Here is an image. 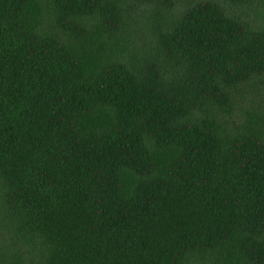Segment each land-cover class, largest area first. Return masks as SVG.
Returning <instances> with one entry per match:
<instances>
[{"label":"trees","instance_id":"1","mask_svg":"<svg viewBox=\"0 0 264 264\" xmlns=\"http://www.w3.org/2000/svg\"><path fill=\"white\" fill-rule=\"evenodd\" d=\"M259 18L0 0V264H264Z\"/></svg>","mask_w":264,"mask_h":264},{"label":"rangeland","instance_id":"2","mask_svg":"<svg viewBox=\"0 0 264 264\" xmlns=\"http://www.w3.org/2000/svg\"><path fill=\"white\" fill-rule=\"evenodd\" d=\"M255 2V5H256V2H259V0H253V4ZM257 12H260V8H257ZM253 20L252 18H250V21ZM254 25H264V21H261L260 18L259 19H255L254 20Z\"/></svg>","mask_w":264,"mask_h":264}]
</instances>
